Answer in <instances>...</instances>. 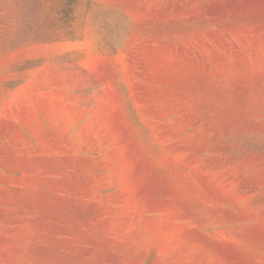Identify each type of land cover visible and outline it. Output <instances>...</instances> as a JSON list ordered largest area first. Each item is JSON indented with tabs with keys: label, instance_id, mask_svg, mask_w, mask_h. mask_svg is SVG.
<instances>
[{
	"label": "rangeland",
	"instance_id": "374dc122",
	"mask_svg": "<svg viewBox=\"0 0 264 264\" xmlns=\"http://www.w3.org/2000/svg\"><path fill=\"white\" fill-rule=\"evenodd\" d=\"M0 264H264V0H0Z\"/></svg>",
	"mask_w": 264,
	"mask_h": 264
}]
</instances>
